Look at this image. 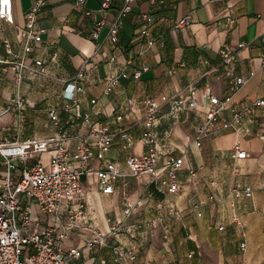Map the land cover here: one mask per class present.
<instances>
[{
	"label": "crops",
	"instance_id": "0c3cea01",
	"mask_svg": "<svg viewBox=\"0 0 264 264\" xmlns=\"http://www.w3.org/2000/svg\"><path fill=\"white\" fill-rule=\"evenodd\" d=\"M11 1L13 22L0 19V57L6 56L4 40L16 51H21L27 40L32 50L24 60L38 72L19 78L0 64V109L16 94L28 99L26 123L19 134L23 138L53 135L59 128L82 135L86 128L80 115L99 108L101 112L93 118L110 124L113 140L96 153L90 165L98 168L113 161L124 173L111 193L102 192L91 173L82 175L87 223L102 233L115 224L120 228L107 234L106 244L91 246L87 245L91 230L74 228L63 243L64 249L78 248L70 263L264 264V107L256 108L235 129H220L194 141L204 120L202 89L207 87L220 97L230 92L231 77L218 52L223 44L236 50L234 74L245 79L233 101L264 96V0H131L130 11L122 15L119 9L124 0H110L108 9H101L102 0H85L83 4L47 0L34 25L41 30L39 42L18 35L33 0ZM144 12L153 15L151 34L156 41L138 54L144 44L137 36L139 16ZM101 18L105 24L93 38L94 22ZM182 18L189 23L173 28V22ZM116 21L120 22L117 40L112 42L107 33ZM240 42L244 44L239 46ZM112 55L114 61L109 59ZM37 59L41 64H36ZM134 68L141 69L138 78L120 77L109 93H103L106 73ZM81 69L84 78L79 100H64L65 82ZM191 83L198 89V106L175 111L173 97L187 98L186 88ZM145 96L158 108L153 129L158 163L169 156L182 155L184 159L176 175V190L150 176L128 174L126 157L147 150L142 138ZM92 98L96 99L94 105ZM50 105L59 108L57 123L48 117ZM221 116L229 118L230 112L224 110ZM13 121L11 112L0 115L1 135L17 134ZM26 127L31 128L29 134ZM75 143V139L67 143L72 163L77 161ZM235 144L247 151L246 157H236ZM48 155L41 154L45 162ZM245 186L252 189L249 197L230 194L233 188ZM233 217L238 218L237 223ZM146 221L158 224L146 227ZM127 226L132 227L128 230ZM116 250L122 253L120 257ZM127 250L134 253L133 258L124 254Z\"/></svg>",
	"mask_w": 264,
	"mask_h": 264
},
{
	"label": "built area",
	"instance_id": "2783aa9c",
	"mask_svg": "<svg viewBox=\"0 0 264 264\" xmlns=\"http://www.w3.org/2000/svg\"><path fill=\"white\" fill-rule=\"evenodd\" d=\"M47 0H33L25 11V26L18 30L20 37L32 39L39 42L41 30L35 29L38 13L46 4ZM131 0H124L119 9L122 15L130 11ZM83 4L85 0H77ZM101 9L110 7V0L100 2ZM87 14L91 11L87 10ZM0 19L7 23L13 22L12 1L0 0ZM230 22L234 19L229 18ZM119 21L112 23L108 29L107 37L110 41L117 40ZM139 30L137 36L144 40L142 49L138 54L151 47L156 39L151 34L154 23L153 15L144 12L139 16ZM189 23L188 19H177L172 27L177 28ZM105 24L103 18L94 22L91 36L96 38L100 29ZM164 32L162 31V34ZM244 43L240 42L239 46ZM3 46L5 57H0V64L13 71L21 78L25 73H37L25 62V56L32 50L29 41H25L21 51H16L11 44L4 40ZM222 63L226 66L227 73L231 77L230 92L222 97L213 93L209 88L201 91L203 101L204 120L197 127L194 141L199 142L202 137L211 132L226 128H237L239 123L258 107H264V96L242 102H234L232 97L235 91L245 82L241 75L234 74L233 60L236 50L227 44H223L218 50ZM55 53L52 55V59ZM110 61L115 57L110 56ZM131 59L126 64L131 63ZM206 61V60H205ZM264 68V57L262 59ZM36 64H41L36 60ZM141 69L134 68L131 72L125 69L112 70L104 77L103 93H109L118 83L120 77L133 76L138 78ZM84 78V70H79L73 77L65 82L62 98L67 101L77 102L79 93L83 92L81 83ZM188 97L175 96L172 99V108L175 111L191 110L198 106L196 94L197 87L188 84ZM94 105L96 99H90ZM144 112V131L142 138L147 143V150L142 154H129L125 163L128 174L141 178L150 176L158 179L168 187L176 190L178 183L177 172L184 166L183 156H169L158 163L159 155L156 148V135L154 132L158 108L153 99L145 96L142 99ZM29 101L20 94L12 96L6 106L0 109V115L11 112L14 115L13 128L17 134L13 137L0 134V264H71L70 260L78 255L77 247L64 249V240L70 235L74 228L90 229L93 236L87 242L88 246L94 243L106 244L107 234L119 231V225H112L107 233L97 231L94 226L87 223L84 217V202L82 200L83 189L81 177L91 173L104 193L114 190V183L124 173L115 162L105 161L101 167L93 168L90 161L97 152L106 149L113 140V132L110 124L106 121L94 119L93 115L100 113L99 108L92 107L89 111L81 114L82 126L86 132L82 135L72 134L64 128H59L53 135L49 136H26L19 137L26 123V109ZM67 108L65 104L64 109ZM230 112L229 118L221 116L222 111ZM48 117L54 122L59 121V108L50 105L46 108ZM122 115H116L120 120ZM75 139L74 157L76 163L70 161L68 141ZM130 142V139H128ZM235 155L237 158L247 156V151L235 144ZM49 152L45 162L41 154ZM191 172V170H190ZM252 189L249 186L235 187L230 191L234 198L241 196L249 197ZM237 223L238 218L233 217ZM127 226L126 229H131ZM219 229L223 225L218 226ZM244 246V243H241ZM118 256L122 253L119 250ZM134 257L131 250L124 254Z\"/></svg>",
	"mask_w": 264,
	"mask_h": 264
},
{
	"label": "rangeland",
	"instance_id": "374dc122",
	"mask_svg": "<svg viewBox=\"0 0 264 264\" xmlns=\"http://www.w3.org/2000/svg\"><path fill=\"white\" fill-rule=\"evenodd\" d=\"M24 129H25L26 134H29L31 132V128L30 127H26ZM0 167H1V165H0ZM135 223H136V226H138V222L135 221ZM156 223L158 224V221H156ZM157 224L156 225L153 224L152 221H146V227H154V226H157ZM162 238H163V240L166 239L164 237H162Z\"/></svg>",
	"mask_w": 264,
	"mask_h": 264
}]
</instances>
